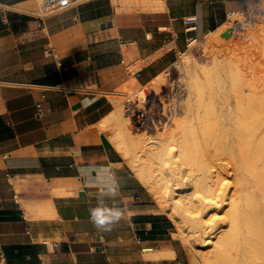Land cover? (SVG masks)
<instances>
[{
  "label": "crops",
  "instance_id": "0c3cea01",
  "mask_svg": "<svg viewBox=\"0 0 264 264\" xmlns=\"http://www.w3.org/2000/svg\"><path fill=\"white\" fill-rule=\"evenodd\" d=\"M124 1L41 19L38 0H0V264H177L172 221L118 151L108 117L118 89L151 82L244 0ZM101 197L123 213L107 232L90 219Z\"/></svg>",
  "mask_w": 264,
  "mask_h": 264
},
{
  "label": "rangeland",
  "instance_id": "374dc122",
  "mask_svg": "<svg viewBox=\"0 0 264 264\" xmlns=\"http://www.w3.org/2000/svg\"><path fill=\"white\" fill-rule=\"evenodd\" d=\"M42 3L43 0H38L39 10ZM240 9L241 7L236 9V11L238 12L235 15V17H241V13L239 12ZM239 23H241V25H237L235 28L228 30V27L232 24L226 22L215 31L208 33L206 36L200 38L197 41L195 40L194 43L191 46H188V48L185 51L180 52L178 54L177 58L171 65H169L166 69L162 70V73L156 76L148 84L141 85L139 83H136L137 81L133 79L130 82H128L127 85L118 89L117 91L118 96L116 99H113V102L115 103L114 112L110 114V116L108 117L109 128L112 131V139H113L117 133L115 129L117 126L116 123L121 120V119L118 120L119 115H117L115 111L118 108H122L123 121H121V128L123 130L122 137L124 138V143H123L124 150L121 151L123 152L121 154L124 160L126 161V163L130 166V168L136 175V177L139 178L142 182H143V178L141 177H143V175H142V171H140L141 169L140 167H144V168L146 167V171L150 168H152L153 170L157 169L159 167V157L158 154H154V153H150L149 155V150L147 149L148 146L146 147V145H145V151L141 150L142 149L141 140L144 141L146 144L149 141V138L151 137L155 140L161 139L162 132H164L165 134V132H169V130L171 129V128L170 129L165 128V126L168 125V122L172 124V128H176L177 120L182 119L184 117L183 115H179L177 119L175 118L173 120L162 117V98L169 100L172 99V97L173 99L175 97L176 99L180 97L179 93L181 91L178 90V88L179 85L181 86L182 83L184 82L183 80L184 74L182 75L180 73L182 69L176 66L181 67L182 59L184 60L186 59L185 61L188 60V67L189 69H191V73L193 74V78H191V82H193V84L195 85L196 84L198 85L196 86V89L200 86V88H198L199 91L197 92L198 94L197 96L206 101L209 97L212 100L218 99L217 98L218 94L220 95L221 94L220 92H222V90H224L225 88L230 89L232 86L231 84H233V82L235 81L234 79L236 78L234 75L235 74L234 71L240 68L241 66H242L241 69L245 71L246 69H248L247 64H250L252 67H254V69L257 68V74H260V77L258 75L259 78L258 83L260 86H264V15L261 16L260 20L254 25H248L242 23L241 21ZM225 46L226 47L228 46V50L225 48ZM219 48H221L223 51H221ZM225 49L227 50V52L225 51ZM219 50L220 52L218 53ZM231 53H233L234 55L231 56L232 55ZM234 56L236 59L234 58ZM231 59L233 60L231 61ZM259 62L262 65H260ZM199 69H202L203 71ZM205 70H207V72ZM209 70L211 71V73H209L210 72ZM196 72L199 73L198 77L194 76ZM233 75L235 78L232 77ZM242 77L244 78V76ZM243 78L241 81H243ZM209 80L210 82H208ZM235 85H237V83ZM155 86H157V88H154ZM201 91L203 92L201 93ZM209 93L211 95L213 94V96H210ZM174 94H176L177 96ZM200 94L203 97H201ZM210 98L209 100H211ZM138 109H140V111H138ZM135 110L138 113H144L145 114L144 119L142 118V120L139 121L138 117L134 115L136 112ZM156 111H158L159 113H157ZM148 115L149 116L151 115L152 118L150 117L149 119ZM146 117L148 118L146 119ZM211 125L212 124L210 123L211 128L210 127L209 128L212 130L213 125L212 126ZM207 134H210V132H208ZM146 138H148V140H146ZM261 146H260V151H262ZM214 150H215V145H214ZM174 164L176 163H173V165ZM261 172H264V170ZM263 174L264 173H261V175ZM257 177L258 176L254 177V179ZM178 178L176 179L174 177L171 180L174 189L172 190L171 196H168L169 198L165 201H162L161 198L157 197L155 195V192L153 193V191L149 188V186L146 185L145 182H143V184L148 190L150 199L154 203L155 209L167 215L172 221V225H173L172 236L175 239V245L180 248L177 264L179 261H181L182 264H239V263L241 264L242 261L244 262L242 264H255V262L256 264H259L260 262L263 261L264 252L260 250H264V240H263L264 235H261L262 231L264 230L263 229L264 228V204H263L264 197L262 196L264 194L261 192L259 194L258 188L256 189V191H254V196L252 197L253 199L252 198L249 199L251 197L250 194H249L250 197L248 195L247 196L244 195L245 199L248 200L246 201V204H244L245 199H243L244 200L243 201L242 198H240L241 200L239 201H241L244 205H246L244 206L246 208H244L243 205H241V202H238V204L240 203L239 205H241L246 212H249L250 218L248 217L247 218L249 220L251 219L250 220L251 222L248 219H246L245 216L243 218L244 220L249 222L248 224L244 222L242 217H240L244 213L247 214L244 211V209H241L242 208L241 206H238V208L240 209H237V206L234 204L233 208H231L232 204L230 202L226 203L228 199L223 200L219 198V195L223 194L228 189V185L230 182L225 181L219 193L216 195H212L214 197L217 196L218 198H214V200L210 201L207 204L202 203V205L200 206L203 213V218H201L202 220L201 223H198L197 221V225L199 228L198 231L200 232V235H198L195 233V229L192 226L191 227L190 225L187 226L188 224L186 225L185 222H183L184 224L183 223L180 224L176 222L170 215L171 211L169 212V210L173 209V204H174L173 202L176 201L177 199H180L179 197L180 191L188 190L189 191L188 193L190 194L192 193L191 195L195 193L193 192V188H192L193 185L187 179H183V175L180 176L179 174ZM260 180L261 179L259 178L258 181L259 183ZM175 186H178V188H175ZM259 186H262V184H260ZM196 194L197 193L194 194L195 198L198 197L197 196L198 194L197 195ZM260 196L262 198H260ZM247 197L249 198L247 199ZM225 198H227V196H225ZM230 204L231 207H229ZM234 206L236 208H234ZM229 209L231 210L229 211ZM239 210H241V214ZM238 214H239L238 218H241L243 220L242 223L243 225L241 224V227L242 226L244 227L248 224L253 231L249 228V226L247 227L249 229L248 232L246 231L247 228L245 230L246 232L242 231V228L240 231L237 230L240 225V222L242 221L239 219L240 222H237L235 224L233 223V221H231L232 219L231 217L237 216ZM251 224H254L253 227H251L252 226ZM233 225H237V229H235L236 227ZM256 225H258L257 227L259 230L258 229L255 230V228H257L255 227ZM257 230H258V234H257L258 238L256 236ZM241 231L242 233L243 232L244 233L242 234ZM203 233L204 235H202ZM246 233L247 234L249 233L248 234L249 236ZM262 234H264V232ZM253 235H255V237ZM259 243H261V246ZM258 248L259 251H257ZM262 252L263 254H261ZM244 253H246V255ZM238 254L239 256H235ZM250 254L253 256H251ZM240 256L241 257L247 256V257L241 258L239 260ZM260 258L261 260L259 261ZM238 260L241 262H238ZM245 260H247L248 263ZM263 263L264 261L260 264Z\"/></svg>",
  "mask_w": 264,
  "mask_h": 264
},
{
  "label": "bare ground",
  "instance_id": "6f19581e",
  "mask_svg": "<svg viewBox=\"0 0 264 264\" xmlns=\"http://www.w3.org/2000/svg\"><path fill=\"white\" fill-rule=\"evenodd\" d=\"M126 1L130 5L127 6L129 8L132 7L131 4L133 5V3H135V6H139V7L141 6V8L153 9V10L161 9L164 8L165 6L164 0H154V1L126 0ZM194 41L195 39H192L189 45L191 46L194 43ZM228 46L227 47L225 46L227 50H228ZM219 49L223 51L221 48ZM226 49L225 51L227 52ZM220 50L218 51V53L220 52ZM231 54H232L231 56L234 55L233 53ZM185 60L182 59V65L180 63L181 67L176 66L182 69V71L181 70L178 71H181L180 73L182 75L184 74L183 76L184 82L182 83L181 86L179 85L178 88V90L181 91L179 93L180 97L178 99H176V97L173 99L172 97V99L169 100L162 98V117L172 120L175 118L177 119L179 115H183L184 117L182 119L177 120L176 128H172V124L168 122V125L165 126V128L166 129L171 128V129L169 130V132H165V134L164 132H162L161 139L155 140L151 137L149 138V141L146 144L144 141L141 140V144H142L141 150L145 151V145H146V147L148 146L147 149L149 150V155L150 153L158 154L159 167L154 170L150 168L147 171H146V167L145 168L140 167L141 168L140 171H142L143 177L141 178H143V182H145V184L149 186V188L153 191V193L155 192V195L161 198L162 201L167 200L169 198L168 196H171L172 190L174 189L171 180L174 177L177 179L179 174L180 176L183 175V179H187L193 185L192 187L193 192L197 193L198 195L197 194L196 195L198 197L196 196L197 198H195L194 196L195 193L191 195L192 193L191 194L188 193L189 192L188 190L180 191V196H179L180 199H177L176 201L173 202L174 203L173 209L172 210L170 209L169 212L171 211L170 215L176 222L180 224L185 222L186 225L188 224L187 226L190 225V227L192 226L195 229L196 234L200 235V232L198 231L199 228L197 225V221L198 223H201L202 221L201 218H203V213L200 206L202 205V203L207 204L210 201L214 200V198H218L217 196L214 197L212 195H216L219 193L225 181L230 182L228 185V189L223 194H220L219 198L223 200L228 199L226 203L230 202L232 204V207L231 204L229 205V207L231 208H233L234 204L237 206V209H240L238 208V206L241 205H243V207L246 206L244 204H246V201L248 200L245 199V196L247 195L249 196L250 194L251 197L249 196L250 198L247 197V199L248 198L251 199L254 196V191H256L257 188L259 189V194L260 192L264 194V174L261 175V173H264L261 172L264 170V86H260L258 83V79H259L258 75L260 77V74H257V68L254 69V67H252L250 64H247L245 62L248 65L247 67L248 69L243 71L241 69L242 67L241 66L238 69L236 68L237 70L235 71L233 70L235 72L234 75L236 78L234 77V75L232 77L235 78L234 82L237 81L236 82L237 85H235L236 83L233 82L234 86L233 84H231L233 87L231 86L230 89L225 88L224 90H222V92H220L221 94L220 95L218 94L217 97L218 99L212 100L208 95V97L211 100H209L208 98L206 101L197 96L198 95L197 92L199 91L198 88H200V86L196 89V86L198 85L197 84L195 85L193 84V82H191V78H193V74L191 73V69H189L188 67V60L187 61ZM232 60L233 59H231V61ZM259 64L262 65L260 62ZM205 71L207 72V70ZM209 73H211V71ZM194 76L198 77L199 73L196 72ZM242 76H244V78ZM186 78H188L189 80ZM242 78L243 81H241ZM208 82H210V80ZM154 88H157V86H155ZM202 92L203 91H201V93ZM200 96L203 97L201 94ZM210 96H213V94L212 95L210 94ZM113 112L114 111H112L110 114H112ZM115 112L117 115H119L118 120L120 119L121 120L116 123L117 126L115 129L117 133L116 136L112 139V141L116 145L118 151H123L124 138L122 137L123 130L121 128V121H123L122 119L123 109L118 108ZM156 112L159 113L158 111ZM150 117L151 115L149 116V119ZM210 123L213 125V126L211 125L213 127L212 130L210 129L211 128ZM206 131L207 133L210 132V134H207ZM146 140H148V138H146ZM214 145H215V150H214ZM260 146L262 151H260ZM173 163L176 164L173 165ZM256 176H258L262 180V181L260 180V183L258 182L259 181L258 177H257L258 179L257 178L254 179V177ZM260 184H262V186H259ZM175 188H178V186H175ZM225 196H227V198H225ZM262 196L264 197V195ZM240 198H242V200L245 199V201L243 200L245 202L244 204L241 201H239L241 200ZM260 198L262 197L260 196ZM238 202H241V205H239L240 203L238 204ZM243 207L241 209L246 208ZM234 208L236 207L234 206ZM230 210L231 209H229V211ZM239 211L241 214V210ZM246 213L248 215L244 213L240 217H242V219L244 218V216L246 217V219L250 218L249 212ZM238 217L239 214L237 216L231 217L232 218L231 221H233V223L235 224L237 222H240V220L242 221L240 222L238 229H237V225H233V226H235L236 227L235 229L239 231L241 230V228L242 231H245L246 228L249 226L248 225L249 222L243 219L244 222L248 224L244 227L243 226L241 227L243 220ZM251 225H252L251 227H253L254 224ZM257 226L258 225H256L255 227ZM256 229H258V227L255 228V230ZM258 230L256 236L258 234ZM246 231L248 232L249 229L247 228ZM263 232L264 230L262 231V233ZM262 233L261 235H264ZM202 235H204V233ZM253 236L255 237V235ZM259 244L261 246V243ZM259 248L257 251H259ZM260 251L264 252V250H260ZM263 252L261 254H263ZM244 254L246 255V253ZM235 256H239V254ZM244 257L240 256L239 260ZM239 260L238 262H241ZM247 260L245 261L247 262ZM260 260L261 258L259 259V261ZM242 263L244 262L242 261Z\"/></svg>",
  "mask_w": 264,
  "mask_h": 264
},
{
  "label": "built area",
  "instance_id": "2783aa9c",
  "mask_svg": "<svg viewBox=\"0 0 264 264\" xmlns=\"http://www.w3.org/2000/svg\"><path fill=\"white\" fill-rule=\"evenodd\" d=\"M85 1L87 0H43L38 16L43 19ZM237 12L238 11L236 10H230L226 13L225 23L229 22L232 24L228 27V30L235 28L237 25H241V23H239L240 21L248 25L256 24L260 20L261 16L264 15V0H244V4L241 6L239 11L241 13V17H235ZM45 52L47 55L53 54L57 57L53 51L49 52L46 50ZM138 111H140V109H138ZM134 115L138 117L139 121H141L142 118L144 119L145 116L144 113H138L137 111ZM148 117H146V119ZM54 246L55 248H58L57 244Z\"/></svg>",
  "mask_w": 264,
  "mask_h": 264
},
{
  "label": "clouds",
  "instance_id": "9594fccd",
  "mask_svg": "<svg viewBox=\"0 0 264 264\" xmlns=\"http://www.w3.org/2000/svg\"><path fill=\"white\" fill-rule=\"evenodd\" d=\"M118 194V185L115 181L107 188L105 195L110 198L116 197ZM90 219L98 231H110L121 219L122 210L114 204L109 206L105 199L101 197L95 207L89 208Z\"/></svg>",
  "mask_w": 264,
  "mask_h": 264
},
{
  "label": "trees",
  "instance_id": "16d2710c",
  "mask_svg": "<svg viewBox=\"0 0 264 264\" xmlns=\"http://www.w3.org/2000/svg\"><path fill=\"white\" fill-rule=\"evenodd\" d=\"M23 18H24V19H26V17H25V16H24Z\"/></svg>",
  "mask_w": 264,
  "mask_h": 264
}]
</instances>
